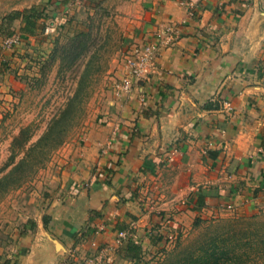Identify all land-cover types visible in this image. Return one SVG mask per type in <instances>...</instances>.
Listing matches in <instances>:
<instances>
[{
	"label": "crops",
	"instance_id": "1",
	"mask_svg": "<svg viewBox=\"0 0 264 264\" xmlns=\"http://www.w3.org/2000/svg\"><path fill=\"white\" fill-rule=\"evenodd\" d=\"M103 6L128 23V43L162 35L157 69L114 96L45 215L22 226L18 252L0 264H59L72 253L86 264H143L228 203L264 212V0H0V46L23 36L2 53L0 106L39 53Z\"/></svg>",
	"mask_w": 264,
	"mask_h": 264
},
{
	"label": "rangeland",
	"instance_id": "2",
	"mask_svg": "<svg viewBox=\"0 0 264 264\" xmlns=\"http://www.w3.org/2000/svg\"><path fill=\"white\" fill-rule=\"evenodd\" d=\"M77 20L74 32L61 35L50 53L36 56L13 100L0 106V263L18 252L22 226L32 229L34 218L45 215L63 169L88 149L114 96H128L115 93L123 75V56L133 44L127 41L128 23L108 6ZM47 25L57 31L54 21ZM261 228L263 211L227 210L197 218L146 254L143 264H229L237 259L242 264H264L261 232L251 238ZM236 233L244 241L236 242L232 235ZM247 238L251 243L244 244ZM65 260L59 264L87 263L76 253Z\"/></svg>",
	"mask_w": 264,
	"mask_h": 264
},
{
	"label": "built area",
	"instance_id": "3",
	"mask_svg": "<svg viewBox=\"0 0 264 264\" xmlns=\"http://www.w3.org/2000/svg\"><path fill=\"white\" fill-rule=\"evenodd\" d=\"M46 34H52L56 32L55 27L50 26L45 27ZM162 38L161 34H158L155 40L149 42H133L131 46L125 51L123 56L125 64L122 67L123 75L119 83L115 85V93L117 95L126 94L130 96L133 93L135 86L141 81L151 82L154 76V73L157 69V54L156 47L159 44V39ZM22 42L21 34L13 33L6 36L0 46V68L3 64V50L12 48L14 45L17 46ZM103 153H107L106 149L102 150ZM225 208L231 210L233 205L228 203ZM118 236L123 238L126 236V232H118ZM92 246H96V242H92ZM73 254V253H72ZM78 260V259H77ZM68 261V260H64ZM79 261V260H78ZM74 262V261H69ZM79 262L78 264H80ZM62 264H67L63 262Z\"/></svg>",
	"mask_w": 264,
	"mask_h": 264
},
{
	"label": "trees",
	"instance_id": "4",
	"mask_svg": "<svg viewBox=\"0 0 264 264\" xmlns=\"http://www.w3.org/2000/svg\"><path fill=\"white\" fill-rule=\"evenodd\" d=\"M75 38H77V36ZM247 232H249V231L247 230ZM260 232H261V240L260 241L263 242V240H264V234H263L264 230L262 228H261V230H256V231L252 232L254 234L251 236V238L254 239L255 237L259 236L258 233H260ZM249 233H251V232H249ZM232 235H233V238L236 239V242L237 241H244V238L242 236L238 235L237 233L236 234H232ZM247 239H248V241H245L244 244L251 243V241H249L250 238H247ZM215 264H222V263L216 262ZM229 264H242V263L237 259V260H233V261L229 262Z\"/></svg>",
	"mask_w": 264,
	"mask_h": 264
}]
</instances>
